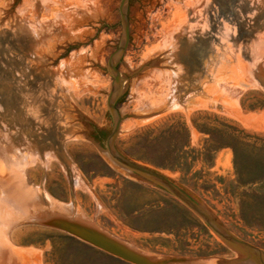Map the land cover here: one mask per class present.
<instances>
[{
    "label": "rangeland",
    "instance_id": "rangeland-1",
    "mask_svg": "<svg viewBox=\"0 0 264 264\" xmlns=\"http://www.w3.org/2000/svg\"><path fill=\"white\" fill-rule=\"evenodd\" d=\"M119 1L0 0V264H132L27 219L37 195L149 255H236L103 153ZM127 12L115 147L264 250V80L250 73L264 70V0H128Z\"/></svg>",
    "mask_w": 264,
    "mask_h": 264
},
{
    "label": "water",
    "instance_id": "water-1",
    "mask_svg": "<svg viewBox=\"0 0 264 264\" xmlns=\"http://www.w3.org/2000/svg\"><path fill=\"white\" fill-rule=\"evenodd\" d=\"M128 0H120L118 12L122 27V37L116 48L107 58V69L112 76L110 90L107 94V109L112 117V127L104 139V151L107 160L117 169L139 181L158 186L193 211L233 252L234 257H209L187 255L153 256L144 253L97 226L74 216L69 206L52 205L42 195H37L32 204L33 210L27 216L32 222L63 230L70 235L132 264H264V250L230 232L209 209L195 196L171 180L163 172L149 165L137 162L119 151L114 140L118 134L121 114L116 107V99L122 90V76L118 69L119 60L129 42ZM250 73L264 80V70L259 62L252 64ZM69 129H67L68 132Z\"/></svg>",
    "mask_w": 264,
    "mask_h": 264
},
{
    "label": "bare ground",
    "instance_id": "bare-ground-1",
    "mask_svg": "<svg viewBox=\"0 0 264 264\" xmlns=\"http://www.w3.org/2000/svg\"><path fill=\"white\" fill-rule=\"evenodd\" d=\"M122 86H124L123 85V83H122ZM103 153H104V155H105V157L107 158V155H106V153H105V151L103 150ZM30 155V154H29ZM27 156V155H26ZM27 164V163H26ZM44 198H46V197H44ZM48 198V197H47ZM49 201H50V199H49ZM52 205H53V203H52ZM54 206V205H53ZM56 206V205H55ZM76 215V214H75ZM78 216V215H77Z\"/></svg>",
    "mask_w": 264,
    "mask_h": 264
}]
</instances>
